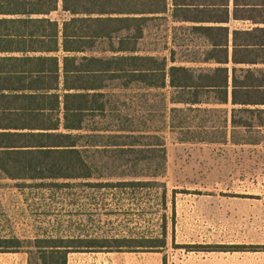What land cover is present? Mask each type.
<instances>
[{
  "label": "trees",
  "instance_id": "16d2710c",
  "mask_svg": "<svg viewBox=\"0 0 264 264\" xmlns=\"http://www.w3.org/2000/svg\"><path fill=\"white\" fill-rule=\"evenodd\" d=\"M60 2L75 15L63 21L62 29L56 20L32 17L57 10ZM150 13L189 23L207 42L194 61L215 66L177 65L174 47L169 59L139 54L145 25L155 18L146 16ZM3 14L15 16L0 17V172L22 191L40 196L50 212L60 207L67 215L53 219L46 214L52 227L41 229L28 245L17 236L0 237V252H26L29 264H68L71 252H159L167 264V216L157 234L108 229L94 208L99 201L74 190H115L116 210L108 213L124 211L126 219L133 214L122 210L125 200L135 207L150 204L138 215L144 221L152 215L154 202L163 208L168 203L163 129L149 125L153 117H132L124 104H117V88H170L169 98L161 92L166 96L165 117L166 111L170 114L165 125L177 129L185 141H262L264 0H0ZM232 21L258 25L232 28ZM60 49L62 71L58 56L27 55ZM11 52L23 55L3 54ZM96 117L99 121L91 126ZM106 201L108 196H103L101 202ZM246 246L186 247L264 250Z\"/></svg>",
  "mask_w": 264,
  "mask_h": 264
},
{
  "label": "rangeland",
  "instance_id": "374dc122",
  "mask_svg": "<svg viewBox=\"0 0 264 264\" xmlns=\"http://www.w3.org/2000/svg\"><path fill=\"white\" fill-rule=\"evenodd\" d=\"M206 40L188 27L171 21L157 19L147 28V35L141 43L143 52L170 58V47L176 49L175 64L191 67H213L214 63L194 61L201 57ZM95 54H109V52ZM171 63V62H170ZM117 104L132 117L142 120L153 117L150 122L155 128L163 129L167 150L166 173L163 180L168 189V203L165 208L157 202L151 205L152 215L145 221L138 216L143 207L129 206V200L122 204V210L133 214L126 219L124 211H115L117 197L115 190H96L76 187L74 192L95 198L99 204L94 208L101 213L105 228L135 230L157 234L163 215L167 216L168 247L165 249L167 264H264V250L260 251H189L194 245H261L264 246V139L257 144H236L228 142L185 141L177 129L165 125L169 121L164 98L171 95V89L152 90L134 88L128 91L114 89ZM161 92H164L163 95ZM170 108L173 104L168 105ZM230 108V105H217ZM164 115V116H163ZM99 121L96 117L92 123ZM96 160V159H95ZM12 180L0 172V237L17 236L25 241L35 239L41 229L51 228L46 223V214L61 219L66 212L60 207L50 212L42 206L40 196L22 191ZM161 192L162 188H156ZM176 190L175 202L172 201ZM145 193L149 190H145ZM147 195V194H146ZM144 196L145 199L149 196ZM103 196L108 201L101 202ZM86 200V199H84ZM133 208V209H131ZM114 214L122 217L116 219ZM175 217L174 225L172 218ZM112 219V223L107 221ZM52 219V220H53ZM28 250V248H26Z\"/></svg>",
  "mask_w": 264,
  "mask_h": 264
},
{
  "label": "crops",
  "instance_id": "0c3cea01",
  "mask_svg": "<svg viewBox=\"0 0 264 264\" xmlns=\"http://www.w3.org/2000/svg\"><path fill=\"white\" fill-rule=\"evenodd\" d=\"M80 14H77L79 16ZM145 14H137V16H143ZM15 15H8L3 14L0 17H14ZM75 15L71 14L68 11H64L62 9L61 2L59 3L58 9L51 11L48 14H33L32 17H39V18H49L51 20H56L59 23L60 29H62L63 21L68 20ZM149 17H155L148 21L145 25V35L139 41L140 48L141 43L145 39L147 35V28L151 24V22L160 19V18H170L172 22L180 25H190L189 23H181L175 22L172 20L170 16L163 17L159 14H146ZM258 24H252L249 21H232L230 26L232 28H249L257 26ZM263 26V24H261ZM62 35V33H60ZM62 43V37L60 36V45ZM93 53V52H92ZM4 55H23L22 52H11V53H3ZM2 54V55H3ZM85 54L89 55L91 53L86 52ZM94 54V53H93ZM139 54H150V55H157L150 52H143L142 48L139 51ZM27 55L29 56H39V55H55L59 57V65L60 71H62L63 61L62 56L63 52L60 49L58 52H41V51H34L28 52ZM101 55V54H99ZM28 253L26 252H0V264H29L28 262ZM68 264H163V255L159 252H71L68 255Z\"/></svg>",
  "mask_w": 264,
  "mask_h": 264
}]
</instances>
